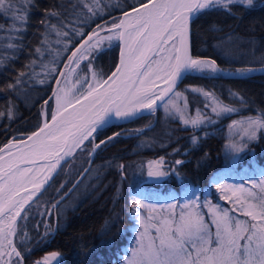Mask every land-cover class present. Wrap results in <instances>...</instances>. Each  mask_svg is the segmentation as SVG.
<instances>
[{"label":"trees","instance_id":"1","mask_svg":"<svg viewBox=\"0 0 264 264\" xmlns=\"http://www.w3.org/2000/svg\"><path fill=\"white\" fill-rule=\"evenodd\" d=\"M150 1L99 0L97 6L95 0H31L14 47L10 48L9 40L0 41V149L40 130L44 111L48 121L52 119L60 73L84 40L102 25ZM7 21L0 12V26ZM78 28L84 29L80 37ZM58 31L68 35H58ZM69 39L73 46L57 74L45 70L49 54L43 53L46 48L51 52L49 44L59 41L54 44L58 48ZM119 54L116 42L95 53L86 65L102 82L115 71ZM191 57L215 61L221 72L188 74L178 90L204 89L237 114L195 131L158 109L151 116L99 130L26 208L25 218L17 221L14 244L22 264H44L46 258L47 264H121L139 231L134 202L178 203L198 197L217 203L224 173L237 176L242 184L258 180L256 171L264 170V137L248 148L255 165L244 158L231 169L220 127L238 116L264 117V0L197 14L191 27ZM242 70L250 73L226 75ZM12 84L14 88L9 87ZM188 103L192 111L205 106L190 93ZM96 144L100 147L93 152ZM155 160L164 161L170 171L158 183L147 178V164ZM177 160L182 163L177 165ZM53 253L61 257L59 261L52 258Z\"/></svg>","mask_w":264,"mask_h":264},{"label":"snow or ice","instance_id":"2","mask_svg":"<svg viewBox=\"0 0 264 264\" xmlns=\"http://www.w3.org/2000/svg\"><path fill=\"white\" fill-rule=\"evenodd\" d=\"M95 2L98 6L99 0ZM252 2L253 0H159V2L151 0V5L141 4L139 8L133 10L136 16L131 21L124 20L113 25L114 28L121 30L115 35L125 41L127 59L122 53L120 65L115 71L106 80L102 82L97 80L95 87L89 86L87 95L76 101L81 105L79 110L70 113L69 117L58 113L59 120L57 115H53L52 125L45 123L39 132L28 137L29 140H33L28 153H22L15 160L0 165V264H22L21 253L16 250L12 240L9 239L16 232L17 218H25L21 213L26 211L25 205L32 200L35 192H39L43 185L51 179V174L56 171L64 157L71 156L74 149L79 148L84 141L89 140L94 132H97L98 127L103 126L106 115L114 112L117 117L131 118L141 109H153L157 106V101H163L165 96L172 91L177 78L181 77L184 71L196 70L211 73L221 71L217 68L215 61L193 59L189 56L190 20L204 10L214 8L229 10L233 4L247 6ZM12 9L13 0H0V12H11ZM92 10L89 7V11ZM48 15L56 14L48 13ZM14 19L23 24L26 16L17 14ZM42 23L50 29H56V25H48L47 21ZM57 34L68 35L67 32L59 31ZM91 39L92 37H89V40ZM169 41H171L172 54L167 57L166 63L155 70L149 68L143 73L136 71L147 59L144 55L145 51H151L153 47H159L161 44H168ZM89 47H94V45L90 44ZM36 51L40 52L41 49L37 48ZM79 51L80 49H77L73 52L72 57H76ZM81 56L83 57V53ZM72 57L69 59L71 60ZM161 73H163L162 76ZM153 76L156 79H163L167 87L158 90ZM20 82L17 78L15 83ZM9 87L14 88L15 84ZM175 95L178 96L179 93ZM57 103L59 105V98ZM212 110L219 115L220 112H232L235 109L220 106L219 111L216 107ZM65 111H67L66 108ZM201 122L199 116L195 119L184 120L185 124L191 123L193 126ZM246 123L248 127L244 129V132L249 140L255 139L257 131L264 128V120L249 119ZM109 139L112 138L109 137ZM103 143L105 141L100 142V144ZM100 144L94 146L93 152L100 147ZM13 147L16 145L12 143L5 146L9 150V156L12 155L11 148ZM229 148L236 152L242 150L235 144L229 145ZM4 150L0 149V152ZM61 153L63 155H60ZM36 157H43L46 160L52 158V162L47 166V174L39 180V172L30 175L33 169L21 170L15 167L16 160ZM0 160H3L2 156ZM175 163L179 165L182 161L177 160ZM120 167L123 169L124 166ZM14 168L15 171H13ZM152 175L159 176L163 173L150 171L149 176ZM29 185H32L35 191L26 197H21L22 191L29 192ZM223 187L221 185V188ZM237 202L240 203L239 200ZM143 206L140 201L132 205L137 209ZM242 210L243 215L250 217L251 221H256V223L234 221L228 212L224 211L216 215L214 237L210 235L203 218L198 216L185 217L182 215L180 222L175 226L167 220L162 221L159 226L152 225L156 236H149L147 243H144L143 237L148 235L147 230L141 234L140 248L138 252L134 250L137 258L132 264H264V201L258 205L249 204ZM141 223H143V217H141ZM5 256L9 259H3ZM55 257L56 254L53 253L52 258ZM44 264H47V258Z\"/></svg>","mask_w":264,"mask_h":264},{"label":"rangeland","instance_id":"3","mask_svg":"<svg viewBox=\"0 0 264 264\" xmlns=\"http://www.w3.org/2000/svg\"><path fill=\"white\" fill-rule=\"evenodd\" d=\"M30 2L31 0H16V2H14L13 4L12 11L4 12L8 18V21L4 23L3 26H0L1 42L9 40L7 42H10V45H15L14 42L19 39V34H21V32L23 31V27L26 21L21 24L19 21L14 19V17L17 14H21L25 15L27 19V12ZM123 16L115 22H110L99 27L97 29L96 37L91 42H89L83 49L80 50L74 60L73 57L71 60H69V62L67 63L68 67L66 66L67 68L60 73L59 79L56 83L53 100V115H57L60 111L76 103L78 99H82L83 96L87 95L90 85L93 87L96 86V81L98 80V78H96V75L91 70V67L86 64L89 63L91 57L95 53L99 51L101 52L106 46H110L116 42H118L120 46V39L115 35V33L121 30H117L113 27V25L119 24L122 21ZM72 25L73 23L69 24L68 26ZM16 29H20V31H16ZM83 33L84 29H77L76 34L79 37ZM108 37H112V39H108ZM72 41V39L66 41L62 40L61 46L58 48L54 45L58 42H53V45L49 44L51 52H49V49L46 48V51L43 53V55H45L47 52L49 54L48 60L44 64L45 70L48 68L47 70L50 69L51 73L57 74L58 68L63 60V57L67 53H69L71 46H73ZM90 44L94 45V47H89ZM5 46H7L6 43ZM11 47L14 46H10V48ZM170 49L171 43L165 44L161 50V53L153 59V61L150 63V65L145 71H148L149 68L155 70L158 67L162 66L164 63H166L167 57L172 54ZM81 53H83V57L81 56ZM204 73L216 74L211 73L209 71H188V74ZM249 73L250 72L246 71H238L235 73L226 72V75H245ZM162 75L163 73H161V76ZM153 79L155 80L157 88L162 89L161 87L165 84V81L163 79H156L155 76H153ZM179 87L165 102L160 105L158 109H161L166 117H170L172 119L180 121L183 127L185 128H191L195 131H198L200 129L214 126L223 119L237 114V111L234 110L232 112H220V114L218 115L217 112H214L212 110L213 107H216L217 111H219L220 106L227 105L219 101L212 93L198 87L188 86L183 90H178ZM176 93H179V95H175ZM189 93L199 96L200 99L204 101V109H195L193 111L191 110L190 105L188 103ZM206 93L209 95H205ZM58 98L60 101L59 105L57 103ZM169 100H171V103H169ZM165 105H167V107H165ZM227 107L232 108L230 106ZM177 109H179V111H177ZM157 110L154 111L152 114H148V116L153 115L157 112ZM181 116H183V118H181ZM197 116H199V118L201 119V123L195 126H193L191 123H184V120L195 119L197 118ZM249 119L264 120V117H261L259 115L238 116L228 122L226 125L220 127V131L223 132L224 136V155L226 156L228 166L231 169L237 168L240 161H242V159L244 158H246L248 162H252V164L255 165V156L253 155L252 151L250 152L248 150V148L252 142L258 141L260 137H264V128H261L257 131L255 139L249 140L244 132V129L248 127L246 122ZM45 122L47 123L49 121L44 111L43 123ZM234 122L236 123L234 124ZM13 142L14 141L10 143ZM231 144H235L241 147L242 150L239 152L232 150L231 148H229V145ZM160 161L162 160L150 161L147 164V178L150 182H162L163 180H165V178L170 172L168 166L165 165L164 161H162V163H160ZM153 162L157 163L154 164ZM150 171L154 173L159 171L163 173V175L149 176ZM256 174L258 175V180H255L254 182H245V184H242L240 183V181H238L237 176L224 173L221 177V180L223 181L222 185L224 187H220V189L217 190V197L219 198L217 203L213 202L212 200L200 199L198 197L184 199L183 201L178 203L171 202L157 204L141 202L144 206L138 209L136 208L137 217L139 221V231L136 233L135 240L132 243L131 247L128 248V254L124 257V261L121 264H132V262L135 261L137 258L134 254V250L138 252L140 248V243L142 241L141 234L145 233V231L147 230L148 235L143 237V242L147 243L149 236H156L155 228L152 227V225L159 226L161 222L165 220L171 222L172 225L175 226L180 222V217L182 215L185 217H188L189 215L202 217L203 222L207 225L210 235L212 237L215 236L216 232V225L214 223L216 215L224 211H227L229 216L232 217L234 221L238 220L247 223H256V221H251L250 217L243 215L242 210L243 207H247L249 204L258 205L261 201H264V183H262L264 182V170H257ZM238 200L240 201V203L237 202ZM32 203H30L29 205H31ZM141 217H143V223H141ZM18 220L19 217L17 218V221ZM11 238L12 236L9 237V239ZM241 243H244V241H241ZM13 246H15V244ZM60 258L61 257L59 255H56L55 257V259L58 261L60 260ZM3 259L7 260L9 258L5 256Z\"/></svg>","mask_w":264,"mask_h":264},{"label":"water","instance_id":"4","mask_svg":"<svg viewBox=\"0 0 264 264\" xmlns=\"http://www.w3.org/2000/svg\"><path fill=\"white\" fill-rule=\"evenodd\" d=\"M157 2H159V0H157ZM147 4H149V5H151V1L150 2H148ZM141 10H143V9H141ZM194 19V18H193ZM193 19H191L190 20V24H189V33H188V40H189V55L191 56V27H192V22H193ZM118 30V29H117ZM120 30V29H119ZM90 37H92V39L91 40H89V37L86 39V40H84L78 47H77V49H83L89 42H91L95 37H96V34H94V35H92V36H90ZM164 45L165 44H161L159 47H153L152 48V50L151 51H145V53H144V55L147 57V59L144 61V64H143V66L142 67H139L138 69H136V71L137 72H139V73H143V72H145V70L147 69V67L150 65V63L153 61V59L157 56V55H159V53H160V51H161V49L164 47ZM76 49V50H77ZM76 52V51H75ZM80 52V51H79ZM79 52H77V55H78V53ZM124 54V58L125 59H127V55H128V53H126L125 54V41L124 40H121L120 39V54H119V63H118V66L120 65V62H121V54ZM76 55V56H77ZM76 57H73V60L75 59ZM187 74H188V72H183L182 73V75H181V77H179V78H177V80H176V83H175V85L173 86V88H172V91L171 92H169L168 94H167V96H165V98H164V100L163 101H160V103H158L157 104V109L160 107V105L163 103V102H165L176 90H177V88L182 84V82H183V80H184V78L187 76ZM81 108V105L80 104H78V103H74V104H72L71 106H69V107H67L66 109H67V111H65V109L64 110H62V111H60L59 112V114H62L64 117H69V114L70 113H74L76 110H79ZM156 111V110H155ZM59 114H57V119L59 120L60 119V115ZM103 115V114H102ZM145 115H147V114H144V115H142V116H145ZM142 116H140V117H142ZM140 117H138V118H140ZM94 118V117H93ZM104 119H105V123L103 124V126L102 127H98V130H97V132L99 131V130H101L102 128H105V127H107V126H110V125H113V124H117V123H107V120H108V115H106L105 117H104ZM128 122H130V121H128ZM46 123V122H45ZM45 123H43V125H42V127L41 128H43L44 127V125H45ZM54 122H53V120L51 119L49 122H47V124H49V125H52ZM126 123V122H125ZM118 124H122V123H118ZM40 128V129H41ZM40 130H38L37 132H39ZM36 132V133H37ZM97 132H94L93 134H92V136L89 138V140L90 139H92L93 138V136L97 133ZM31 136H33V135H31ZM31 136H29V137H31ZM89 140H86L85 142H83V144L79 147V148H76V149H74L73 150V153H72V155L71 156H68V157H64V159L63 160H61V162H60V164L57 166V168H56V171L53 173V175L51 176V179L49 180V182L47 183V185L38 193V195L36 196V198L33 200V201H35L40 195H42L43 194V192L47 189V187L51 184V182L55 179V177L58 175V173L61 171V169L63 168V166L67 163V162H69L74 156H75V154L77 153V151L81 148V147H83ZM10 144V143H9ZM8 144V145H9ZM12 144H22V148L21 149H19L18 151H17V153L14 155V156H12V157H10V158H8V159H6V160H2V161H0V165H3V164H6V162H8V161H10V160H15V158L16 157H20L21 156V154L22 153H28L29 151H30V149H31V146L33 145V140H29L28 138L27 139H25L24 141H21V142H13ZM2 149H4V147L2 148ZM60 155H63V153H61ZM52 162V158H49V159H44L43 157H36V158H29L28 160H16V164H15V167L16 168H19V169H26V168H33V167H39V166H48L50 163ZM13 171H15V168L13 169ZM83 177H81L80 178V180L77 182V184L81 181V179H82ZM32 201V202H33ZM31 202V203H32ZM23 213V212H22ZM22 213H21V215H22ZM11 240H12V242H13V245H14V241H15V239H14V236H12V238H11Z\"/></svg>","mask_w":264,"mask_h":264},{"label":"bare ground","instance_id":"5","mask_svg":"<svg viewBox=\"0 0 264 264\" xmlns=\"http://www.w3.org/2000/svg\"><path fill=\"white\" fill-rule=\"evenodd\" d=\"M141 11H143V10H141ZM129 15H124L123 16V19H122V21H124V20H128V21H131L132 20V18L133 17H135L136 16V12L135 11H132V12H130V13H128ZM129 31H131V29H129ZM171 43V41H169V43L168 44H170ZM162 50V49H161ZM127 53V46H126V44H125V54ZM160 53H161V51H160ZM159 53V54H160ZM188 54H189V40H188ZM190 56V55H189ZM189 70H187V71H185V72H188ZM105 87H107V86H105ZM165 87H167V84L165 83L161 88L163 89V88H165ZM158 89V88H157ZM159 90V89H158ZM158 103H160V101H157V104ZM155 110H157V107L156 106H154L153 107V109H141L140 110V112L137 114V115H135L134 117H131V118H121V117H117L115 114H114V112H112V113H109L108 114V120H107V123H125V122H128V121H132V120H134V119H137L138 117H140V116H142V115H144V114H152ZM90 138V137H89ZM85 142V141H84ZM16 145V147H13V148H11V153H12V155L11 156H9L8 155V149H6L5 147H4V151L3 152H0V156H2L3 157V160H6V159H8V158H10V157H12V156H14L16 153H17V151L19 150V149H21L23 146H22V144H15ZM0 161H2V160H0ZM31 169H33V173H30V175H32V174H35V173H37V172H39V176H38V180L40 179V178H42L44 175H46L47 174V166H39V167H33V168H31ZM22 170V169H21ZM54 173V172H53ZM53 173L51 174V176L53 175ZM49 182V181H48ZM47 182V183H48ZM47 183L46 184H44L43 185V187L39 190V192L47 185ZM28 188H29V192L28 193H26V192H21V197H26L27 195H29V193H31V192H34L35 190L32 188V185H29L28 186ZM39 192H35V195H33V197H32V200L31 201H29V203L27 204V205H25V209L27 208V206L36 198V196L38 195V193ZM20 197H18V199H19Z\"/></svg>","mask_w":264,"mask_h":264}]
</instances>
